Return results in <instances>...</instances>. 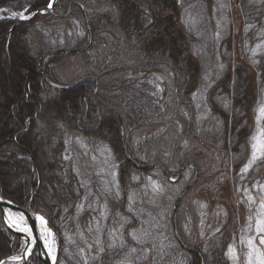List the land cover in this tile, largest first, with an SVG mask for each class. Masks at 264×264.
Listing matches in <instances>:
<instances>
[{"label":"rangeland","instance_id":"374dc122","mask_svg":"<svg viewBox=\"0 0 264 264\" xmlns=\"http://www.w3.org/2000/svg\"><path fill=\"white\" fill-rule=\"evenodd\" d=\"M167 1L170 3V0ZM199 1H202L201 4L197 3L192 11L186 10L187 7L192 8L185 6L176 14L154 18L157 28L154 30V41L161 39L163 42L157 50L169 47L172 58L176 53L185 52L183 50L187 47H182L185 42L181 40L185 32L204 31V44L214 43V49L202 59L205 64L198 79L206 89L197 87L196 91L193 90L192 81L195 83L196 76L186 77L196 63L187 51L180 56L183 59L181 65L186 66L176 82H187L184 89L179 87V92L181 89L184 93L190 92V101L194 100L196 104L190 109L191 113L206 112L209 121L221 124L220 132L215 134L216 141L211 140L207 144L196 140L194 121L185 124L187 112H180L177 108L173 114L168 109L161 117H157L156 113L152 122L155 128H145L141 122L142 125L130 127L125 133L132 140L133 155L148 166L158 163L152 157L159 159L160 164L170 171L171 181L159 168L153 169L148 176L132 179L134 182L143 181V201L158 213L159 224L150 227L149 231L161 234L163 240L167 237L172 244V210L177 202L175 199L182 196L178 200L175 230L190 249L206 254L211 264H260L264 260V244L260 243L264 233L257 232V221L264 220V152L257 151L253 159V144L257 143L254 137L264 141V135H261L264 133V116L260 114V109L264 107V67L256 72L253 65L255 60L264 57V0ZM65 3L66 6L67 0ZM67 7L70 12L74 11L70 4ZM119 12L121 21L118 25L112 24L106 30H99L95 37L100 42H91L97 52L106 51L108 61L114 54L112 63L102 58L89 65L79 52V47L88 42L82 23L72 19L71 14L68 18L63 10H55L58 19L42 13L38 20L31 22L27 20L31 15L26 9L17 11L1 7L0 22H5L10 29L15 19H22L20 14L23 13L25 18L20 25L26 28L23 33L26 46L33 52L40 48L51 50L46 53L48 59L43 65L47 78L57 84L59 80L61 84L55 85L66 90L86 78H96L99 97L104 99L102 104L117 108L126 119L122 103L127 96L125 94L124 99L123 94L114 89L140 84L139 81L144 78H165L169 73L166 65L144 68L140 62L144 55L137 36L133 33L129 35L122 8ZM194 12V15L190 14ZM99 22L100 19L95 28L100 25ZM160 23L164 26L158 27ZM17 30L16 26L12 31H5L0 40L7 37L6 44L11 39L10 45L13 42L14 45L19 44ZM3 43L0 46L2 49ZM10 48L9 53L14 49ZM147 51L150 52L149 47ZM92 54L89 53L88 60L93 59ZM159 81H162L159 82L160 87L165 86L164 80ZM167 84L174 88L170 81ZM181 94L180 99L185 100L184 94ZM166 95L171 96L170 91L160 90L161 99ZM200 101H204V105ZM185 110L188 111L189 107L186 106ZM129 122L132 124L133 120ZM158 126L164 128L159 136L163 140L157 139L150 146L145 142L146 135ZM47 128L61 144L56 150H51L50 155L40 157L43 165L40 175H36L40 178L38 193H49L54 198V208L48 205L38 207L37 203L31 204L30 208L37 207L38 212L44 213L47 222H52L57 228V232L54 229L51 232L58 255L55 264H97L98 259L102 260L101 255L113 247L121 249L125 245L124 230L131 232L137 225L135 218L142 220L143 217L133 208H128L125 212L127 216H122L117 211L116 198L107 193L111 186L116 188L117 165L105 147L90 142L74 129L58 127L51 121ZM39 152L41 154L42 150ZM190 159L197 164L200 173L196 175L190 166L176 180L182 168L180 165ZM245 168L247 171H244ZM10 180L12 189L22 186V179L17 184L18 179ZM62 181L65 187L61 185ZM36 193L33 190L31 195L35 197ZM26 195L27 190L23 197ZM128 223L130 227L125 229ZM47 230L42 232L46 238L50 237ZM3 232L6 233V230L3 229ZM249 240L252 241L251 246ZM19 243L20 247L12 256L21 259L23 246ZM16 262L4 264H38L36 252Z\"/></svg>","mask_w":264,"mask_h":264},{"label":"trees","instance_id":"16d2710c","mask_svg":"<svg viewBox=\"0 0 264 264\" xmlns=\"http://www.w3.org/2000/svg\"><path fill=\"white\" fill-rule=\"evenodd\" d=\"M49 1L0 0V8L6 7L17 11L26 9L28 14L36 12L37 14L31 22L38 20L42 13L53 19H58V16L53 17L45 10ZM65 1L57 0L54 10H63V13L66 14L67 5L70 4L74 10L70 12L71 18L82 23L88 38L89 31L84 24L89 26L90 34H92L91 42L93 43L100 42L95 37L96 32L106 30L112 24L118 25L121 21L119 9L122 8L127 32L129 35L131 33L135 34L139 45H141L140 48L144 58L140 59V62L143 63L144 68L154 67V65H163L164 67L166 65L165 69L169 74L163 78L165 86L160 87V81L154 77L141 79L140 84L122 85V87L114 89L123 94L124 99L125 94L127 96L126 101L122 103V113L128 120L127 123L126 119L118 113L117 108H109L102 104L104 99L99 97L96 78H86L80 81L77 86L65 91H57L47 85L42 79L43 75L47 78V72H45L43 65L44 60L48 59L46 53L51 50L40 48L34 52L31 51L23 39L26 28H22L23 25L18 26L17 33H19V36H17V41H19V44L15 43L14 45L12 41L13 44L11 42L12 45H10L12 39L6 44L7 37L0 40V46L4 42V48L0 47V194L19 207H24L31 199V192L36 190V196L31 204L37 203L38 207L48 205V207L54 208V198L49 193L42 195L38 193L40 178L36 175H40L43 165L40 157L50 155L51 150H56L58 145L61 144L48 132L47 125L51 121L58 127L63 126V128L69 130L74 129L84 135L90 142L101 144L111 151L113 161L117 165L115 170L116 188L111 186L107 189V193H109V196L116 198L115 202L118 204L117 211L119 214L127 216L125 213L127 209L133 208L143 217L142 220L140 217L135 218L134 221L137 225L129 233L127 228L130 227V224L125 225L124 228L127 229L124 230L123 234L125 245L121 249L113 247L108 253L101 255L102 260L100 262L98 259L97 264H211L206 254L200 253L199 250L196 251V254L187 251V248L190 249V247L182 243L184 241L179 238L181 244L186 248L181 247L176 242L174 234L172 244H169L167 237L163 240L161 234L156 236L154 232L149 231L150 227L159 224L158 213L148 208L143 201L144 193L141 188L143 181L134 182L132 178L137 176L142 178L141 175L148 176L153 169L158 167H151L152 164L149 167L148 163L145 164L138 156L135 157L132 153L134 152L132 150V140L125 136V132L129 131L130 127L135 128L137 125H142L141 122L144 123L145 128H155V124L152 122L156 113H158L157 117H161L168 109L173 114L178 108L180 112H187L188 118H184L185 124L194 121L197 127L196 140L199 139V141L207 144L211 140L216 141L215 137L217 136L215 134L220 132L221 124L215 123L213 120L209 121L206 112V114L204 112L192 114L190 109L196 107L195 101H190V92L184 93L181 91L187 85V82H176L177 78L182 75L181 70L186 66L185 64L184 66L181 65L183 59L180 56L185 55L187 51L195 58L196 63L191 67L193 71L190 69L186 77L196 76L195 83L192 81L193 86H195L193 90L196 91L197 87L203 88V85L198 82L200 71L203 70L205 64L202 59L207 52L209 53L211 49H214V43L207 42L204 44V31H195L196 35H194L195 32H185L184 38L181 37V40L185 42L182 47L187 48L183 50L184 53H176L172 58L169 47H165L163 50L160 49V51L157 50L163 42L161 39L154 41L156 35L154 30H157L154 18H158V16L160 18L168 14V11L177 13V10L185 9V6L191 7L192 9L187 7L186 10L192 11L196 9L195 5L200 1L188 0V3H186V0H170L169 3L167 0H67L68 4L66 6ZM63 6H65L64 9ZM186 10L184 12H187ZM70 14L67 16L68 18ZM190 14L194 15L195 12ZM98 19H100V25L95 28ZM163 23L158 24V27L164 26ZM9 30L5 22H0V37L5 31L8 32ZM91 42L79 47L81 49L80 55H82L86 64H95L102 58L108 61L107 56L105 57L106 51L102 52L103 54L101 50L100 53L97 52L93 49L94 44H91ZM153 45L156 48L152 49ZM10 46L14 48L11 53H9ZM147 47L150 48L151 53L147 51ZM89 53H93L92 60H88ZM111 56L112 58L108 63L113 61L114 54ZM253 67L256 72L257 70L261 71L264 67V57L262 56L259 61L255 60ZM150 80L155 81L154 84L149 82ZM169 81L174 84V88L167 84ZM54 84H57V82H54ZM58 84H61L59 80ZM179 87H183L180 88V92ZM204 89H206L205 86ZM160 90L170 91L171 96L166 95L165 98L161 99ZM181 93L184 94L185 100L180 99ZM138 94L142 95L138 97ZM200 104L204 105V101H200ZM186 106L189 107L188 111L185 110ZM137 115L139 117L134 118ZM131 120H133L132 124L129 122ZM163 131L164 128L158 126L146 135L145 142L152 146L157 139L163 140L159 138ZM40 149L42 155L39 152ZM125 149L129 160L124 155ZM227 158L229 159V157ZM151 159L158 162L154 164L161 165L159 159L153 157ZM188 164H191L196 175L200 173L197 164L191 159L180 166ZM35 169L36 171H34ZM10 179H18L16 184L19 179H22V186L18 185L17 189H12ZM62 180L64 181V179ZM63 181L61 185L65 187ZM26 190L27 195L23 197ZM52 227L54 228L55 225L52 224ZM159 241H162V246L157 243ZM18 247H20V243L17 238L0 231V260L12 256Z\"/></svg>","mask_w":264,"mask_h":264},{"label":"water","instance_id":"95a60500","mask_svg":"<svg viewBox=\"0 0 264 264\" xmlns=\"http://www.w3.org/2000/svg\"><path fill=\"white\" fill-rule=\"evenodd\" d=\"M55 1L56 0L50 1L52 2L53 6L51 8L48 7L49 9H52L54 7ZM20 22L21 20H17L13 26L15 27ZM58 89H65V88H58ZM11 213L17 216L22 215L24 217V221H26L27 227L31 229V236H29L27 233L20 232L19 230L15 229L13 226H10V222L9 224L7 223L8 221L7 216H10ZM175 215H176V212L173 211V217H172L173 230L175 229V223H174ZM0 216H1V220L3 221L2 224H4L5 226L4 227L5 230H7L10 234L12 233L13 235H15L19 240L21 241L23 240L25 242V246L22 250L23 252L20 254L21 259L12 256L10 258L3 259L1 261L3 262V264L5 262L12 261V260H15V261L19 259L23 260L24 253L26 252L25 250H29L30 252H32L33 248L37 250L38 264H55L56 263L55 258H56L57 252H55L53 259L50 260V256L47 254V250H45V247H44L45 240L43 239L40 233V229H39V226L41 225V223L36 219V217H42L43 220L46 221L45 220L46 218L44 217L43 214L38 213L36 209L29 211L27 209L19 208L15 206L11 201H8L7 199L3 198L0 195ZM31 241H33V244H31Z\"/></svg>","mask_w":264,"mask_h":264},{"label":"bare ground","instance_id":"6f19581e","mask_svg":"<svg viewBox=\"0 0 264 264\" xmlns=\"http://www.w3.org/2000/svg\"><path fill=\"white\" fill-rule=\"evenodd\" d=\"M196 1H198V0H196ZM70 10H66V14L65 15H69L70 13ZM168 13H172V14H176V12L175 11H168ZM49 14H51V13H49ZM51 15H53V17H55V16H57V15H54V14H51ZM13 25V24H12ZM84 26H86V28H87V30L89 31V38H88V42L87 43H90L91 41H92V34H90V28H89V26H87V24H84ZM63 52H65V51H63ZM68 52V51H67ZM67 52H65V53H67ZM37 64H39V63H37ZM157 78V77H156ZM42 79H46L49 83L52 81H50V79H48V78H46L45 77V75H43V77H42ZM158 79V81H159V79L160 80H163V77L161 76V77H158L157 78ZM160 82H162V81H160ZM51 84L53 85V86H56L55 84H54V81H52L51 82ZM98 91V90H97ZM125 136H126V133H125ZM97 145H100L101 147H103V145H101V144H97ZM105 147V146H104ZM103 147V148H104ZM106 148V147H105ZM107 149V151H109V149L108 148H106ZM109 153L111 154V156H112V153H111V151H109ZM124 155H125V157H126V159L127 160H129L128 159V157H127V150L125 149L124 150ZM113 158V157H112ZM133 165H134V163L133 162H131ZM116 165V164H115ZM159 164H152L151 165V167H158L159 168V170H161L164 174H166V175H169L170 174V171H167L165 168H164V166H162V165H159ZM135 166V165H134ZM149 167H150V165H149ZM115 170H116V168H115ZM115 178H116V176H115ZM10 217L12 218V220H16L18 217L17 216H15V215H10V216H7V219H8V221H7V223L9 224V222H10V226H13L15 229H17L16 227H15V225L14 224H12L11 223V221H10ZM46 220V219H45ZM46 222V225H40L39 226V229H40V231H42L43 232V230H44V228L46 227V229L48 228L49 229V232L51 233L52 232V230H53V228H51V226H52V222H47V220L45 221ZM2 223H3V221H2ZM25 224H27L26 223V221H25ZM24 224V226H26ZM3 226H4V224H3ZM5 227V226H4ZM55 228V227H54ZM1 232H3L2 230H0ZM48 231V230H47ZM55 232H57V228H55ZM25 233V232H24ZM156 236H157V234H156ZM44 239H45V241H47V244L45 243L44 244V247H45V250H47V254L50 256V260H52L53 259V257H54V253H55V251H56V249H55V241L52 239V237H51V235H50V237H47L46 238V235H44ZM57 239V238H56ZM175 240H176V242L181 246V247H183L184 245L183 244H181V241L180 240H178V239H176L175 238ZM34 241V240H33ZM33 241H31V244H33ZM22 243V242H21ZM157 243H159V245H161L162 246V241H159V242H157ZM182 243H184V242H182ZM185 247V246H184ZM49 248H51L52 249V251L51 252H49ZM186 248V247H185ZM187 251H189V252H191L192 254H196L197 252H196V250H193V249H189V248H187ZM28 251L25 253V255H24V258H26L27 256H28ZM9 263H12V262H15V260H12V261H8ZM16 263H19V262H16Z\"/></svg>","mask_w":264,"mask_h":264},{"label":"snow or ice","instance_id":"6c2138e0","mask_svg":"<svg viewBox=\"0 0 264 264\" xmlns=\"http://www.w3.org/2000/svg\"><path fill=\"white\" fill-rule=\"evenodd\" d=\"M53 6L52 2H50L48 4V7L51 8ZM13 15L15 16L16 13H13ZM20 17L23 19L25 18L23 13L20 14ZM260 114L261 116H264V107H262L260 109ZM260 117H258V120H259ZM261 135H264V133H261ZM254 139L257 140V143L253 144V159L256 158V153L257 151H261V152H264V141H261L259 140L258 138L254 137ZM250 164H251V161H250ZM244 171H247V168L244 169ZM36 219L41 223V225H46V222L43 220L42 217H36ZM10 221L12 224L15 225V227L17 228V230L21 231V232H25L27 233L29 236H31V229L27 228L26 226H24V217L21 215L19 216L16 220H12V218L10 217ZM44 231H47L46 227L44 228ZM257 232L258 233H264V220H259L257 221ZM49 235H51V233L49 232L48 233ZM45 243L47 244V241H45ZM249 245L251 246L252 245V241L249 240ZM260 243L261 244H264V238H262L260 240ZM52 249L49 248V252H51ZM231 251V249H230ZM15 259V258H13ZM0 264H3V262H0ZM260 264H264V260H261L260 261Z\"/></svg>","mask_w":264,"mask_h":264}]
</instances>
